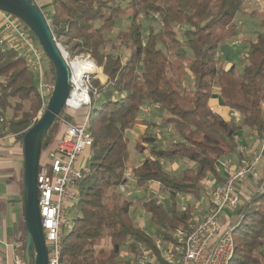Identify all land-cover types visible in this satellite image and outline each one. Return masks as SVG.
<instances>
[{"label": "trees", "instance_id": "16d2710c", "mask_svg": "<svg viewBox=\"0 0 264 264\" xmlns=\"http://www.w3.org/2000/svg\"><path fill=\"white\" fill-rule=\"evenodd\" d=\"M126 1L122 8L115 0H52L53 13L47 18L53 37L70 54H89L106 76L104 83L94 80L91 90L93 143L78 163L83 178L78 184L79 201L71 206L72 225L63 235L65 264H131L119 260L125 243L135 255L137 242L158 253L156 237L168 240L176 228H189L195 201L209 192L206 180L226 181L218 162L240 155L237 132L248 126L264 137V12L262 31L246 40L248 52L238 69L235 62L220 64L217 53L238 34L235 18L246 0ZM127 10L130 23L117 36L129 51L123 55L112 50L111 32ZM155 15L160 21L158 30L145 22ZM31 34L39 43L32 30ZM43 53L49 81L55 84V69ZM186 74L193 78L190 89L183 84ZM216 92L225 106L240 114L239 121L227 120L212 108L210 99ZM42 102L35 74L16 49L0 45V136L12 134L23 148V136L39 119ZM144 104L168 113L163 126L171 125L175 137L162 146L154 144L159 131L146 132L135 145L143 159L133 169L134 185L140 188L156 182L168 191L162 202L150 198L140 203L149 214L146 227L152 235L132 218L135 201L109 202V190L127 182L130 152L125 131L138 124ZM84 114L64 106L43 139L39 166L46 162L44 153L56 150L64 131L58 134L60 118L76 123ZM165 160H186L193 166L172 173ZM258 188L234 210L236 220L225 219L229 223L238 219L229 264H264V188ZM185 194L194 203L181 209L179 196ZM105 238L111 249H97ZM25 247L24 225L19 247L24 260Z\"/></svg>", "mask_w": 264, "mask_h": 264}, {"label": "built area", "instance_id": "2783aa9c", "mask_svg": "<svg viewBox=\"0 0 264 264\" xmlns=\"http://www.w3.org/2000/svg\"><path fill=\"white\" fill-rule=\"evenodd\" d=\"M34 1L37 4V1ZM0 23V44H9V47L16 49L18 57H21L35 74L43 101L41 111H45L54 83L48 80V63L42 48L32 36L30 28L18 17L0 10ZM54 39L70 70L71 86L65 107L73 112L85 111L78 122L67 124L56 150L49 151L46 162L39 166L37 177L38 202L48 249V264H65L63 235L72 225L67 211L79 201L78 184L83 178L78 163L80 156L93 143L90 122L91 81L100 75L101 70L89 55H72L62 42ZM263 149L264 145L261 153ZM261 161H264V158H261L260 154L237 170H232L230 164L226 165L229 176L224 183L209 190L208 207L201 217L197 215V210L206 201L205 197L195 201V215L189 228H176L168 240L162 237L154 239L158 253L144 243L137 242L136 264H229L235 250L233 233L238 219L234 223L227 221L243 201L237 186L249 177L258 181L263 179L259 168ZM179 199L180 208L184 209L192 197L185 194L180 195ZM159 202L162 200L159 199ZM147 234L151 235V232L147 231ZM14 260L16 264H26L19 251L14 253Z\"/></svg>", "mask_w": 264, "mask_h": 264}, {"label": "rangeland", "instance_id": "374dc122", "mask_svg": "<svg viewBox=\"0 0 264 264\" xmlns=\"http://www.w3.org/2000/svg\"><path fill=\"white\" fill-rule=\"evenodd\" d=\"M115 1L118 2L122 6V8H125L127 5L126 0H115ZM263 12H264V0H246L244 10L242 12H240L239 14H237V16L235 18V21L239 27L238 34L234 38L227 41L224 45H222L220 47V50L217 53V57L220 56V64L223 65V64H227L228 62H231V63L235 62L238 65V69H240V65H242V63H243L242 61L244 59V56L248 52L246 40L248 38H252V39L256 38L258 32L262 31L261 21L263 18ZM45 16H46V18H49L51 15L49 16V15L45 14ZM156 17H157L156 15L153 17L151 16L148 18V20H145V22H146V25L151 24L155 28V30H158L160 27V21L158 20V18L156 19ZM129 19H130L129 10H127L125 13L120 15V18L117 19L116 25H115L113 31L111 32V36H112L113 44H114L113 45L114 48H112V50L115 52H119V53L121 52V54H123V55L126 53H129V51L126 47H123L120 45V40L117 38V36L119 35V32L122 33L128 27V25L130 23ZM0 26H1V23H0ZM6 46L9 47V44H7ZM87 55H89V54H87ZM96 65H97V63H96ZM97 67L100 69V67L98 65H97ZM101 72H102V70H101ZM104 76L105 75L102 72L101 75L92 79V81H91L92 89L95 88V86L93 85L94 80L99 79L100 81H102V83H104L106 81V76L105 77ZM48 80H50V79L48 78ZM183 84L186 88L190 89L193 86V78L190 75L186 74L184 77V80H183ZM212 97H213V95H212ZM149 106H150V104H144L141 107L140 112H139V118L142 119L143 117L146 116L147 119L152 121L151 123H149L150 121L148 122L147 133L153 134V133L159 131L158 134L156 135V137L158 139L155 141L154 144H162V146H166L172 141V139L175 138V137H173L174 135L172 136L171 125L167 124L166 126H163L164 122H163L162 118L165 117L166 115H168V113L164 112L162 109H159L158 107L156 109L157 112L155 110H153V112H149L147 110V108ZM223 107H225V105H223ZM40 111H41V109H40ZM43 112H44V110L39 112V117L42 115ZM83 112L85 113V111H83ZM231 113H232V115H228L230 117V119H228V120H232V119H234L235 121L240 120L241 117H240V114L238 112H237L238 115L234 114L235 113L234 110H232ZM60 121H61V125L59 126L58 134H61V132L65 129V127L67 126V124L69 122V120H67L63 116L60 118ZM155 123H157V125H155ZM246 128L250 129V127H248V126H246ZM134 130H136V129L134 128ZM168 131H169V134H167ZM126 138L128 139V148H129V152H130V159H129V162H128L127 168H126L127 182L125 183L126 185L114 186L113 188H111L109 190L110 191L109 202H111V203L120 202L125 198L129 199L131 201H135V205L131 209V216L136 223H139L142 226L146 227L148 224V221H149V214L146 211H144V209L140 206L141 201H144V200H147L150 198H157V199L164 201V199L167 198V196H168V191L165 190L162 186H160V188H155L151 191L147 187H140L139 188V187L134 185L135 182H134L133 169L136 166H138L140 164V162H142L141 161L142 154L135 148L137 139H131L132 136H131L130 131L127 132ZM262 141H263L262 142V148H263L264 138ZM260 154H261V158H264V153L260 152L259 155ZM46 156H47L46 153H44L42 155V158L46 159ZM164 164H165L166 169L169 172L178 173L183 168H185L186 166L192 165V162H188L186 160H176V161L165 160ZM263 183H262V185H263ZM246 184H248V186L251 187L250 189L253 190V192H251V193H254V190H256V189H259L258 187H260L262 189V185L258 186V185H260V182L257 185L253 184L250 181L247 182ZM238 192L240 193V195L243 198H246V196H245L246 193H245L244 189L239 187ZM248 195H249V193H248ZM208 196H209V193L207 194V196H205L206 201L208 200ZM70 208L67 211V216L72 221V215H73L74 210L72 208L71 209ZM195 208H196V206H195ZM199 217H201V216L199 215ZM231 219L236 220V217L234 214H232L230 216V220ZM146 229H147V227H146ZM147 230L149 232H151L149 228ZM151 235H152V232H151ZM128 245H129L128 243H125L122 246V249H121L122 253L119 257V260L120 261L126 260L129 262L132 261L131 264H136V261L138 259V254L135 255V253H133L130 250ZM100 248L104 249L105 251L110 250L111 249L110 240L108 238H105L103 241H101V243L97 246V249H100Z\"/></svg>", "mask_w": 264, "mask_h": 264}, {"label": "crops", "instance_id": "0c3cea01", "mask_svg": "<svg viewBox=\"0 0 264 264\" xmlns=\"http://www.w3.org/2000/svg\"><path fill=\"white\" fill-rule=\"evenodd\" d=\"M36 1L46 15L50 16L53 13L52 0ZM229 63L231 62H228V64ZM210 104L212 108L219 112L225 119H230L228 115H232V110L227 106L223 107L224 102L219 93L216 92L213 94V97L210 99ZM156 109L157 106L154 104H151L147 108L149 112H153V110L157 112ZM234 114L238 115L236 111ZM148 122L151 123L152 121L147 119L146 116L142 119L139 118L138 124L134 127L136 130H134V128L128 129L125 133L127 134V132L130 131L132 136L131 139L138 140L143 133L148 131ZM155 125H157V123H155ZM167 134H169V131ZM236 135L240 155L236 154L228 158H223L218 162V170L225 179L229 176L226 165L230 164L232 170H237L244 163L252 162L262 150V140L264 137L260 138L252 128L247 129L246 126H244ZM142 159L143 157H141V161ZM189 166H193V164ZM259 168L263 175L262 180L258 181L249 177L237 186V189H239V187L244 189L246 197L248 193L250 194L253 192V190L250 189L251 187L246 184L247 182L250 181L256 185L261 181L264 182V161L260 162ZM23 170V148L16 142L12 134L6 133L0 136V264H16L14 253L19 251V247L21 246V237L24 233L25 225L23 210ZM205 185L206 188L210 190L221 185V183L219 184L213 178H210L206 180ZM160 186L161 185L156 182H150L145 187L152 191L155 188H160ZM190 202L194 203L193 197ZM207 207L208 202L205 201L204 204L200 206L199 210H197V215L201 216L206 211Z\"/></svg>", "mask_w": 264, "mask_h": 264}, {"label": "water", "instance_id": "95a60500", "mask_svg": "<svg viewBox=\"0 0 264 264\" xmlns=\"http://www.w3.org/2000/svg\"><path fill=\"white\" fill-rule=\"evenodd\" d=\"M0 10L19 19L34 32L55 69V84L47 107L23 136V197L26 264H48V249L38 202V171L43 139L65 106L70 92V70L55 42L42 9L30 0H0ZM264 188V185H262ZM261 189V188H260Z\"/></svg>", "mask_w": 264, "mask_h": 264}]
</instances>
